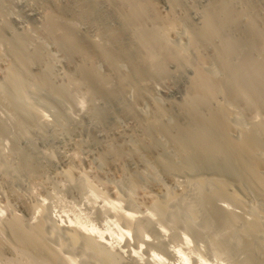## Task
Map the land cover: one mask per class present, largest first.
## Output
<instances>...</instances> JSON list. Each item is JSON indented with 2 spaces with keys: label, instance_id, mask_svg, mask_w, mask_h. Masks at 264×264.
<instances>
[{
  "label": "bare ground",
  "instance_id": "obj_1",
  "mask_svg": "<svg viewBox=\"0 0 264 264\" xmlns=\"http://www.w3.org/2000/svg\"><path fill=\"white\" fill-rule=\"evenodd\" d=\"M50 169L69 188L125 186L147 212L119 214L138 243L167 222L264 264V0H0V187L28 214L0 224V264H66L63 246L125 264L45 211L32 220L13 186L47 187Z\"/></svg>",
  "mask_w": 264,
  "mask_h": 264
},
{
  "label": "rangeland",
  "instance_id": "obj_2",
  "mask_svg": "<svg viewBox=\"0 0 264 264\" xmlns=\"http://www.w3.org/2000/svg\"><path fill=\"white\" fill-rule=\"evenodd\" d=\"M36 104L45 114L44 117L49 119L53 117L54 111L43 105V101H37ZM80 105L81 109L85 106ZM43 176L47 182L42 176L39 177L47 187L38 181H28L25 184L16 183L13 186L15 191L24 195L25 203L35 206L32 220L43 215L45 211V214L49 215L57 226L63 229L72 228L77 233L88 235L101 245L115 251L125 264H132L133 259L142 263L151 261L154 264H185L178 259V249L186 253L189 264H239L234 254L227 253L223 249L215 253L208 243L193 234V236L187 234L180 225L170 226L167 222L164 224L165 227L160 229L162 236H157L156 239L153 236L145 237L150 244L138 243L124 229L119 214L131 216L136 220L147 212L128 207L127 188L123 185L114 184L108 179L100 183L89 174H85L83 182L69 188L63 181L62 185H57L51 169ZM182 179L181 174H173L167 179V184H180L183 182ZM87 181L92 183L96 194L80 186L88 183ZM8 191L10 192L4 184H1L0 224L9 217L11 210L24 219L28 218V214L24 213L20 206L21 203L12 201ZM7 204L10 205L9 208ZM113 204L116 206L113 207ZM228 207L231 208L230 205ZM156 226L160 228L159 225L156 224ZM52 244L57 245L55 242ZM61 253L66 264L81 263L80 256L72 253L69 247L66 249L63 246Z\"/></svg>",
  "mask_w": 264,
  "mask_h": 264
}]
</instances>
